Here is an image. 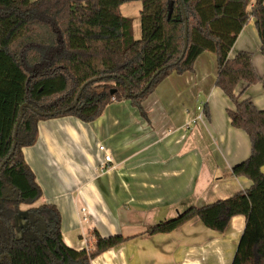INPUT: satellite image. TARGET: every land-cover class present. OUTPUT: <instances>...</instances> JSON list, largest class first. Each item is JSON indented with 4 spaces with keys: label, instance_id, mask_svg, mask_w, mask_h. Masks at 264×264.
<instances>
[{
    "label": "trees",
    "instance_id": "1",
    "mask_svg": "<svg viewBox=\"0 0 264 264\" xmlns=\"http://www.w3.org/2000/svg\"><path fill=\"white\" fill-rule=\"evenodd\" d=\"M134 1L142 7L139 39L134 38L132 20L119 10ZM249 19L254 20L264 60V0H0V166L9 157L0 170V264H91L126 241L94 232L91 247L68 248L58 210L46 204L31 207L42 193L21 150L35 143L37 125L46 119L71 116L88 123L109 103L122 100L144 116L141 104L155 87L171 73L191 72L203 52L216 56L215 86L232 104L227 110L231 126L249 138L250 155L232 168V175L248 179L251 187L228 199L189 207L145 234H168L195 218L223 233L233 217L243 216L245 226L231 264H264V110L235 93L241 81L258 83L252 54L228 57ZM262 87L264 91V75ZM23 104L29 107L23 109L10 155ZM3 192L11 196L1 199ZM22 204L29 208L17 239L15 219Z\"/></svg>",
    "mask_w": 264,
    "mask_h": 264
},
{
    "label": "crops",
    "instance_id": "2",
    "mask_svg": "<svg viewBox=\"0 0 264 264\" xmlns=\"http://www.w3.org/2000/svg\"><path fill=\"white\" fill-rule=\"evenodd\" d=\"M141 8L138 1L119 8L132 20L135 39L140 38ZM260 46L249 19L228 57L252 54L258 83L241 81L235 93L264 110ZM216 76V56L203 52L191 72L171 73L155 87L141 104L144 116L122 100L109 103L88 123L71 116L38 123L35 143L21 150L42 193L33 206L58 210L68 248L91 247L95 232L126 241L91 264H231L244 230L243 216L233 217L223 233L195 218L168 234H145L189 207L228 199L251 187L248 179L232 175L251 147L248 136L230 124L227 110L232 104L215 86ZM104 153L111 163L102 169Z\"/></svg>",
    "mask_w": 264,
    "mask_h": 264
},
{
    "label": "water",
    "instance_id": "3",
    "mask_svg": "<svg viewBox=\"0 0 264 264\" xmlns=\"http://www.w3.org/2000/svg\"><path fill=\"white\" fill-rule=\"evenodd\" d=\"M172 6H173V3H171L170 6H169L168 18L170 17V14H171V11H172ZM186 48H187V25H186V21H185V29H184V46H183V51H182V55H181L182 57H183V55H184V53H185V51H186ZM83 88H84V87H83ZM83 88H82V89H83ZM113 92H114V91L112 90L110 93L112 94ZM80 93H81V92L78 93V95H77V97H76V99H75V102H74L72 108L75 107V106L77 105L78 100H79ZM27 107H29L28 104H23V105L20 107L19 117H18V120H17V122H16V124H15L14 131H13V146H12V151H11L10 155L13 154V151H14V149H15V147H16L17 129H18V126H19V124H20V122H21V119H22V116H23V109H24V108H27ZM8 159H9V157H8V158L3 162V164L0 166V170L2 169L3 165L6 163V161H7ZM10 196H11L10 193L3 192V193L1 194V199H5L6 197H10Z\"/></svg>",
    "mask_w": 264,
    "mask_h": 264
},
{
    "label": "rangeland",
    "instance_id": "4",
    "mask_svg": "<svg viewBox=\"0 0 264 264\" xmlns=\"http://www.w3.org/2000/svg\"><path fill=\"white\" fill-rule=\"evenodd\" d=\"M203 108V106L201 107V109ZM29 206L27 205H21L20 206V212L19 214L16 216V219H15V229H14V236L15 238H20L21 236V227H23L25 225V221L23 219V216L25 214V211L28 209ZM31 207H34L33 205Z\"/></svg>",
    "mask_w": 264,
    "mask_h": 264
},
{
    "label": "built area",
    "instance_id": "5",
    "mask_svg": "<svg viewBox=\"0 0 264 264\" xmlns=\"http://www.w3.org/2000/svg\"><path fill=\"white\" fill-rule=\"evenodd\" d=\"M99 152H104V147L103 146H99L98 148ZM108 163H111V157L108 154L103 155V163L100 164V167L102 169H104L105 167H107Z\"/></svg>",
    "mask_w": 264,
    "mask_h": 264
}]
</instances>
